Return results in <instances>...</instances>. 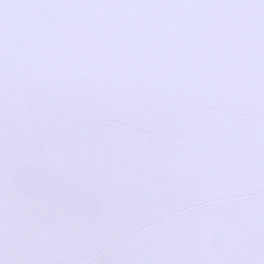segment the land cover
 I'll return each instance as SVG.
<instances>
[{
    "label": "snow or ice",
    "instance_id": "obj_1",
    "mask_svg": "<svg viewBox=\"0 0 264 264\" xmlns=\"http://www.w3.org/2000/svg\"><path fill=\"white\" fill-rule=\"evenodd\" d=\"M0 264H264V0H0Z\"/></svg>",
    "mask_w": 264,
    "mask_h": 264
}]
</instances>
